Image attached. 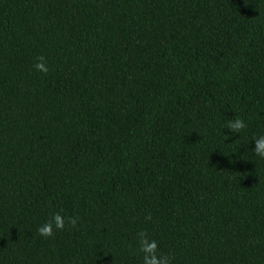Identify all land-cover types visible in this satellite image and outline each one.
<instances>
[{"label":"trees","instance_id":"obj_1","mask_svg":"<svg viewBox=\"0 0 264 264\" xmlns=\"http://www.w3.org/2000/svg\"><path fill=\"white\" fill-rule=\"evenodd\" d=\"M262 135L264 0H0V264H264Z\"/></svg>","mask_w":264,"mask_h":264},{"label":"clouds","instance_id":"obj_2","mask_svg":"<svg viewBox=\"0 0 264 264\" xmlns=\"http://www.w3.org/2000/svg\"><path fill=\"white\" fill-rule=\"evenodd\" d=\"M34 68L47 74L49 68L46 63V58L42 55L36 57ZM233 135L239 134L247 127L246 123L241 118L229 120L225 125ZM255 146L252 148L253 153L260 158H264V135L254 139ZM79 217H65L60 212H55L51 217L37 229V234L45 239L53 237L56 232L63 231L66 223L70 227H76ZM146 221H151L152 216L149 214L145 217ZM137 248L133 254L142 255V264H171L173 256L159 251V245L155 239H152L146 230H141L136 234Z\"/></svg>","mask_w":264,"mask_h":264}]
</instances>
